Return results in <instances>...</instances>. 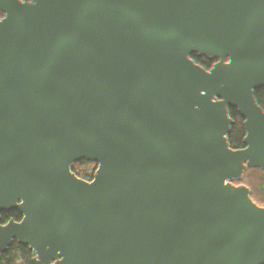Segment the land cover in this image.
I'll list each match as a JSON object with an SVG mask.
<instances>
[{
  "label": "trees",
  "instance_id": "1",
  "mask_svg": "<svg viewBox=\"0 0 264 264\" xmlns=\"http://www.w3.org/2000/svg\"><path fill=\"white\" fill-rule=\"evenodd\" d=\"M0 0V264H125L118 211L132 209L139 264H256L264 225L232 164L243 120L264 132V9L232 65L212 46L149 31L120 0L91 2L42 73L17 10ZM264 184V143L251 154ZM46 182L34 234L16 241L1 186Z\"/></svg>",
  "mask_w": 264,
  "mask_h": 264
},
{
  "label": "water",
  "instance_id": "2",
  "mask_svg": "<svg viewBox=\"0 0 264 264\" xmlns=\"http://www.w3.org/2000/svg\"><path fill=\"white\" fill-rule=\"evenodd\" d=\"M97 0H24L17 10L26 34L25 60L31 73H42L62 39L73 37L82 11ZM123 8L142 19L154 32L178 33L184 42L212 46L228 63L238 65V47L250 18L264 9V0H120ZM264 143L256 114H249L232 148V164L254 194L264 225V184L251 157ZM46 187L42 178L26 169L14 170L1 186L2 197L15 205L20 224L32 228L37 220V202ZM122 227L125 264H139L140 244L130 207L118 211Z\"/></svg>",
  "mask_w": 264,
  "mask_h": 264
},
{
  "label": "rangeland",
  "instance_id": "3",
  "mask_svg": "<svg viewBox=\"0 0 264 264\" xmlns=\"http://www.w3.org/2000/svg\"><path fill=\"white\" fill-rule=\"evenodd\" d=\"M239 133H240V131L238 132L237 138L239 136ZM236 139L234 140V142L236 141ZM8 177H9V174H6L5 179ZM13 233H14V238L12 239V246H14V244L16 243L17 240L22 239V238H27V237H30L31 235H33L34 231L32 229H25L20 224V226L15 228ZM262 251L263 250H262L260 243L256 244L253 247V249L248 254V259L251 261V263L253 262L256 264H264L263 259L261 258ZM1 264H11V263L6 259V256L3 255V257L1 258Z\"/></svg>",
  "mask_w": 264,
  "mask_h": 264
},
{
  "label": "bare ground",
  "instance_id": "4",
  "mask_svg": "<svg viewBox=\"0 0 264 264\" xmlns=\"http://www.w3.org/2000/svg\"><path fill=\"white\" fill-rule=\"evenodd\" d=\"M10 174H11V173H10ZM10 174H9V175H10ZM127 207H129V206H127ZM119 210H120V209H119ZM131 211H132V209H131Z\"/></svg>",
  "mask_w": 264,
  "mask_h": 264
}]
</instances>
